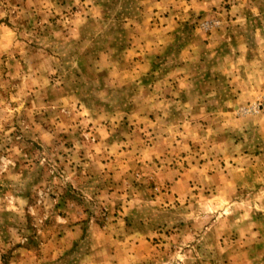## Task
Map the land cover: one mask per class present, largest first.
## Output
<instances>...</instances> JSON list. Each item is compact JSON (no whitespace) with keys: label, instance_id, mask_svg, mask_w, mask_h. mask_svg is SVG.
Instances as JSON below:
<instances>
[{"label":"rangeland","instance_id":"374dc122","mask_svg":"<svg viewBox=\"0 0 264 264\" xmlns=\"http://www.w3.org/2000/svg\"><path fill=\"white\" fill-rule=\"evenodd\" d=\"M150 1L0 0V264H264V87L139 119Z\"/></svg>","mask_w":264,"mask_h":264},{"label":"crops","instance_id":"0c3cea01","mask_svg":"<svg viewBox=\"0 0 264 264\" xmlns=\"http://www.w3.org/2000/svg\"><path fill=\"white\" fill-rule=\"evenodd\" d=\"M227 4L229 12L223 13ZM149 8V28H141L135 49H126L132 65L123 68L140 90L137 97L150 107L139 111V119L193 115L197 111L191 114L186 107L203 106L211 97L219 103L223 93L227 105L236 104L237 89H252L256 83L264 87V11L261 17L251 15L264 10V0H151ZM207 20L219 21L220 27L210 32L196 28V50L193 39L181 43L182 25Z\"/></svg>","mask_w":264,"mask_h":264}]
</instances>
